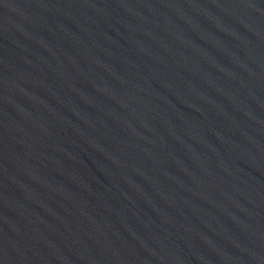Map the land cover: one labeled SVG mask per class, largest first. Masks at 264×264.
Here are the masks:
<instances>
[{
	"label": "water",
	"instance_id": "obj_1",
	"mask_svg": "<svg viewBox=\"0 0 264 264\" xmlns=\"http://www.w3.org/2000/svg\"><path fill=\"white\" fill-rule=\"evenodd\" d=\"M0 264H264V0H0Z\"/></svg>",
	"mask_w": 264,
	"mask_h": 264
}]
</instances>
